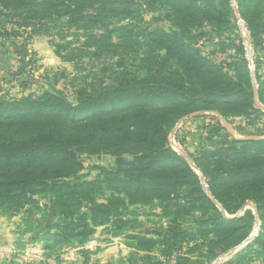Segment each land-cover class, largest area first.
I'll list each match as a JSON object with an SVG mask.
<instances>
[{
    "label": "rangeland",
    "instance_id": "obj_1",
    "mask_svg": "<svg viewBox=\"0 0 264 264\" xmlns=\"http://www.w3.org/2000/svg\"><path fill=\"white\" fill-rule=\"evenodd\" d=\"M134 2L135 5L127 6L128 19L120 23L112 20L108 25L111 30L129 24L141 29L132 31L127 27L124 32L138 43L137 47L123 50L121 65H116L117 57L110 50L108 54L96 55V48L85 43L84 30L62 24L64 14L56 15L58 22L46 20L47 26L36 31L31 26L19 28L11 17L0 16V98L17 99L59 90L75 103L78 88L95 91L117 80L132 83L140 79L146 84L136 95L140 101L125 100L121 108L109 111L122 114L137 108L148 110L154 117L149 124L154 132L146 135L147 139L170 153L151 160L145 169L163 171L164 181L172 182L182 173V166L171 155L182 157L196 175L201 195L191 183L186 197V191L179 189L177 197L170 196L162 202L129 204L122 216L128 226L120 222L98 225L86 242L77 243L73 237L52 239L50 235L56 232L54 226L60 214L49 206L44 192H37L35 202H27L23 207H0V264H264V224L254 203L247 201L234 214L222 211L210 190L209 176L201 171L203 167L220 169L223 162L227 167L234 164L233 156L219 150L226 147L227 141L264 138V105L258 97L260 92L264 94V8L258 11L263 17L259 23L263 29L253 36L246 18L255 14L246 11L243 0H172L182 3L180 7H186L187 14L176 11V4L164 6L155 2L149 6L143 0ZM153 81L170 88L156 87L157 92H162L152 96L147 84ZM234 85L251 91L252 107H243L238 96L201 95L207 87L226 89ZM176 89L191 97L175 93ZM97 113L77 116L79 123L73 128L80 133L95 125L102 128L100 132L93 131L95 141L118 136L112 124V135L97 122L82 126L89 122L87 117L94 119ZM40 117L52 120L51 116ZM136 132L133 129L131 135L139 141L126 142V149L121 146L109 152L96 147L81 151L73 147L71 151L80 166L41 161L35 163V172L50 183H73L103 178L100 169L115 167L118 156L127 160L138 158L144 164L154 153L141 149L143 138ZM164 186L165 190L173 187ZM109 191L111 188L95 199L104 202ZM207 199L225 217H238L246 209L253 212L254 224L246 236L225 250L220 251L223 242L216 234H206L203 222L209 217ZM130 234L156 242L136 246Z\"/></svg>",
    "mask_w": 264,
    "mask_h": 264
},
{
    "label": "trees",
    "instance_id": "obj_2",
    "mask_svg": "<svg viewBox=\"0 0 264 264\" xmlns=\"http://www.w3.org/2000/svg\"><path fill=\"white\" fill-rule=\"evenodd\" d=\"M134 1L0 0V16L11 17L13 24L19 28L31 26L33 31H36L46 27L48 21L58 22L56 15L61 17L64 14L65 20L62 24L65 26L73 24L84 30L85 43L96 48V55L103 52L108 54L110 50V54L117 57L116 65H121L123 50H130V46L137 47L138 43L134 36L132 40V37H126L124 32L128 30L127 27H131L132 31L141 29L137 25L129 24L117 25L111 30L108 25L112 20L120 23L128 19L130 11L127 6L135 5ZM143 1L149 6L155 2H161L164 6L176 4L177 6L173 7L176 11L187 14L186 7H180L182 3H173L172 0ZM243 1L247 4L246 11H253L255 14L251 18H246L248 27L255 36L258 29H263L259 24L263 17L258 11L260 7L264 8V0ZM34 22L38 24L35 25ZM98 30L100 32L96 36L94 32ZM113 34H116L115 41L112 39ZM114 78L117 79L116 73ZM145 86L142 80L134 79L132 83L117 80L114 84L104 85L95 91L81 87L75 91V103L69 101L59 90L43 91L36 96L27 95L17 99L0 98V207L2 205L7 206L8 209L23 207L27 202H35L34 195L37 192H44L49 206L60 214L54 226L56 232L50 235L52 239L73 237L75 242L84 243L94 233L95 226L108 222H120L123 226L128 224L122 216L129 204H147L152 200L162 202L168 200L170 196L177 197L179 189L186 191L184 195L186 197L189 195L188 188L191 183L201 195L197 177L187 168L182 157L171 155L173 161L176 163L178 159L182 166V173L173 178L172 182L168 179L164 181L165 176L161 173L163 171L145 169L149 167L151 160L170 153L147 139L146 135L154 132L149 128L154 117L148 110L147 112L137 108L131 110L133 111L131 113L117 112L122 114H112L109 111L117 107L121 108L125 100H138L136 95L141 91L140 88ZM147 86L151 89L148 94L152 96L162 92H157L156 87L170 88L158 81H153ZM245 88L241 85L226 89L207 87L201 95L238 96L242 99L243 107L249 108L252 107V93ZM175 93L191 97L190 94L182 93L179 89H176ZM258 97L264 105V94L260 92ZM88 112H98V115L94 119V116L87 117L89 122L82 125L84 128L90 123L97 122L104 130L107 128L108 133L112 135L110 131L112 124L118 136H108L104 140L95 141L93 131L103 130L96 125L85 129L83 133L76 131L73 126L79 122L75 118ZM40 116H51L52 120H45ZM133 129L137 131V136L143 138L141 149L146 153L150 149L154 153L153 157L144 164L138 158L127 160L118 156L115 167L109 170L100 169L103 171V178L73 183H50L35 172L37 170L34 169L35 163L41 161L49 165L64 161L70 167L80 166L75 153L71 151L73 147L81 151L94 150L96 147L104 151H117L121 146L126 149V142L132 139L139 141L137 137H132ZM219 150L223 155L233 156L234 164L227 167L223 162L220 169L203 167L201 171L209 176L210 190L217 198L221 210L227 214H234L247 201H252L258 218L264 224V138L232 139L227 141L226 147H221ZM124 166L129 169H123ZM164 185L173 187L165 190ZM110 188L111 191L105 196L104 202L95 199L97 194ZM206 203L208 210L206 216L209 217L203 224L207 228L206 234L214 233L218 240H222L220 251L239 242L254 224L251 209H246L238 217L229 218L223 216L208 199ZM129 227H137V225H129ZM129 237L135 240L136 246L144 242L152 244L156 242L152 238L138 234H130Z\"/></svg>",
    "mask_w": 264,
    "mask_h": 264
}]
</instances>
